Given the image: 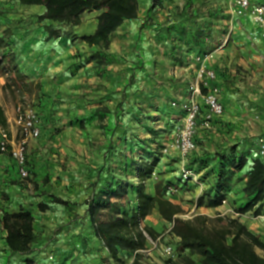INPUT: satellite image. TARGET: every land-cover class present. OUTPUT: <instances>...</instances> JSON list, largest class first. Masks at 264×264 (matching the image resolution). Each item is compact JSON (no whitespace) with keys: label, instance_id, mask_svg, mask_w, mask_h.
Returning <instances> with one entry per match:
<instances>
[{"label":"rangeland","instance_id":"374dc122","mask_svg":"<svg viewBox=\"0 0 264 264\" xmlns=\"http://www.w3.org/2000/svg\"><path fill=\"white\" fill-rule=\"evenodd\" d=\"M150 5L167 11L172 8L171 13H165L163 25L153 32V14L146 13L141 23L143 34L113 38L106 62L90 57L95 49L84 58L80 56L65 76L61 71L57 80L62 88L56 92L40 91V98L33 96L23 102L4 88L5 76L0 75V102L9 120L6 130L13 141L11 146L26 138L28 170L26 176H20L10 151L0 148V155L7 154L4 162L0 160V215L24 206L36 219L37 214L41 215L38 201H52L51 194H56L74 198L65 199L67 203H60L55 210L68 213L79 207L89 211L90 202L106 199L97 218L109 221L135 209V189L140 182L145 191L153 192L155 181L162 179L165 195L178 194L182 201L178 203L182 212L177 215L208 228L218 223L217 214L201 213L191 204L195 198L183 196L178 189H190L188 181L199 184L201 180L215 182L228 177L229 185L235 183L243 190L241 185L251 159L264 160L257 142V137L264 134V36L248 16L230 10L229 0H153ZM19 8H0L1 34L13 26L9 13L17 14ZM8 44L0 52L14 49ZM206 70H212L214 76L206 77ZM197 84L199 121L208 109L204 95L215 87L223 109L213 117L211 128L198 129L197 150L186 156V166L192 165L187 167L197 180L192 176L183 179L179 168L178 179L185 186H174L176 182L165 179L164 173L169 164L177 166L174 162H181L172 142L186 113L184 104ZM28 114L33 119L32 126L38 128L37 134L24 128ZM241 155L247 161L240 171H234L231 160ZM151 161L153 168L147 172L146 162ZM207 161L214 173L205 175L206 170L200 172L193 166ZM139 168L144 170L142 181ZM75 171L78 177L71 176ZM55 172L61 173L57 184L51 180ZM72 177L79 185L62 181ZM119 185L124 187L122 194L112 195ZM198 214L205 218L195 220ZM261 214L264 211L248 212L252 219ZM150 218L147 222L144 217L141 224L159 232L160 244L152 250L156 259L164 264H197L200 256L177 244L178 238L170 230L173 221L163 219L157 212ZM3 231L0 221V232ZM146 237L149 246L153 239ZM165 244L176 245L175 256L169 260L162 250ZM256 251L264 254L262 248L256 247ZM142 254L143 260L152 257L149 251ZM132 255L123 253V260L129 262Z\"/></svg>","mask_w":264,"mask_h":264},{"label":"trees","instance_id":"16d2710c","mask_svg":"<svg viewBox=\"0 0 264 264\" xmlns=\"http://www.w3.org/2000/svg\"><path fill=\"white\" fill-rule=\"evenodd\" d=\"M19 2L42 4L45 9L38 15L39 20H56L69 26L79 24L84 11L99 10L94 31L80 36L88 45L95 46L96 49L90 53V57L99 62L107 61V50L111 38L115 35V30L124 19L137 17L139 9V0H20ZM43 27L47 31L48 37L58 36L62 33L60 28H53L50 24H44ZM18 33L10 25L4 29L2 34L0 33V49L9 46L8 43L14 47L12 51L0 52V75L5 76L4 88L10 90L14 96H20L22 101L26 102V100L30 101L33 96L40 98L41 83L39 80L29 77L19 65L16 53ZM203 91H206L205 88ZM0 126L5 129L9 126L8 117L1 103ZM9 147H12L11 143ZM246 161L247 158L243 155L237 158L233 157L231 160L232 169L240 170ZM146 163H148L146 171L150 172L154 163L153 161ZM213 169L211 167L207 173H214ZM138 175L142 181L144 170L139 168ZM217 179L211 184L215 193L209 195L205 200L204 196H199L197 205L216 206L221 203L229 188V179L228 177L222 180ZM123 189L124 187L119 185L111 191V194L119 196ZM135 190V209L131 213L123 212L120 216L109 221L97 218L99 207L102 202L107 201L106 199L88 204L95 234L102 240L108 249L109 256L117 264H145L142 252L148 248L146 235L155 239L159 232L151 225L141 224V220L151 214L153 209L163 219L173 221L170 230L178 238L177 244L181 248H187L191 254L199 255L197 264H264V255H260L256 251V247L264 249V240L250 231L237 217L217 214L215 220L218 223L204 228L197 225L194 220L184 219L177 215L182 212V208L165 195L162 179L155 181L152 194L145 191L142 182L137 185ZM243 193L246 201L236 210L244 213L253 209L256 214H259L264 206V160L260 157L251 159ZM51 198L53 202L67 203V200L56 194H51ZM48 207V203L38 202L40 211H44ZM195 217V220L205 218L202 214ZM1 219L3 227L7 231L6 241L9 248L13 252L28 253L35 238L33 231L35 216L31 209L20 206L17 210H6ZM126 252L133 254L129 262L123 260V253Z\"/></svg>","mask_w":264,"mask_h":264},{"label":"crops","instance_id":"0c3cea01","mask_svg":"<svg viewBox=\"0 0 264 264\" xmlns=\"http://www.w3.org/2000/svg\"><path fill=\"white\" fill-rule=\"evenodd\" d=\"M19 1L20 0H0L1 9L11 11V7L21 6L17 14L13 12L9 13L10 17H13L10 22L13 23V26L16 25V27H13L14 30L19 32L16 42V53L19 65L29 77L40 81L41 88L39 92H56L58 89L62 88L61 82L57 80L61 71H63L62 74L65 76L69 66L73 65L80 56L84 58L85 54H89L92 49H96L95 46L88 45L83 41L80 36L83 34H90L94 31L97 24L96 16L99 10L93 9L84 11L81 14V22L77 25L69 26L56 20H39L38 15L45 9L42 4H28ZM152 1L153 0H139L137 17L124 19L121 25L115 30V35L111 38V41L113 38L119 39L123 36L130 37V35L136 37L139 34H143L142 30L144 28L141 27V23L146 13L153 14V32L163 25L164 22L162 19L165 18V13H171L172 8H169L167 11L165 9L161 10L156 6L151 7L150 4ZM19 19L22 21L18 22ZM44 24H50L53 28H60L62 33L58 36L48 37L47 31L43 27ZM6 158L7 154L0 155V160H3L1 162H4ZM11 160L16 163L14 159ZM179 162L180 161L174 162L177 166L169 164V169L164 175L165 179H168V181L176 182L174 186H185V184L178 179L180 177ZM210 164L211 162L207 161L199 167L195 164H193V166L199 169L200 172L206 170L204 173L206 175L211 168ZM12 165H10L11 171H13L14 168ZM189 165L191 164L187 166ZM15 166L16 170L19 172L18 165L15 164ZM57 173L58 172H55L51 176L53 184L59 182L58 175L60 176L61 173ZM78 175L79 173L76 171L71 174V176L75 177H78ZM209 178L212 179V176H209ZM245 179L246 176L244 177L241 187H244ZM76 180L77 178L72 177V179H63L62 181L76 184ZM188 183L187 187H191L190 189L184 191L182 188L178 189V191L183 196L187 194L195 198V203L193 201L191 204H195L199 207L201 213L227 214L237 217L249 227L248 229L250 231L264 240V214L258 215V217L252 219L250 215H248V212L253 211V209L244 213H240L236 210L245 203L246 198L244 197L243 190L238 189L235 183L230 184L229 188L226 190V195L223 197L225 201H221V203L216 206H206L204 204L197 205L196 201L201 195L206 199L209 195L215 193L214 187L211 186V184H213L212 180L211 182L201 180L199 184L193 181H188ZM77 184L79 185V183ZM182 191L183 193H181ZM153 192L148 191V193L151 194ZM166 196L175 203H182L178 198V194H166ZM63 199L73 200L74 198L63 197ZM40 201L48 203L49 207L41 211V215L37 214L36 219H34V222L36 220V224L33 222L35 238L32 242L31 250L28 253L13 252L9 248L6 241L7 231L2 223L4 231L0 232V264H117L109 256L108 249L103 244L102 240L95 234L91 214L87 208H73L72 212L68 213L66 210L55 211L58 209V205H60L58 202H53L46 198L38 202ZM13 205H15V203ZM261 211H264V206H262ZM154 213H156L155 209H153L151 214L145 216V221L150 222V217L154 215ZM2 216L3 215H0L1 222ZM35 225L38 227L35 228ZM152 250L154 249L148 251L155 260H153L152 257H148L145 260L148 262H145V264H164L160 259H156V257L153 256L155 251Z\"/></svg>","mask_w":264,"mask_h":264},{"label":"built area","instance_id":"2783aa9c","mask_svg":"<svg viewBox=\"0 0 264 264\" xmlns=\"http://www.w3.org/2000/svg\"><path fill=\"white\" fill-rule=\"evenodd\" d=\"M229 7L233 13L239 15H246L254 22L258 30L261 32V35L264 36V0H229ZM206 77L214 76L212 70L205 71ZM216 87L208 91L204 95L205 104L208 106L207 111H205L204 116L199 121L197 115L199 114V102L197 100V94L200 93L198 84L193 87L192 97L184 104V109L186 111L183 118L181 127L179 128L172 145L181 155L180 162V171L181 177L183 179L192 176L194 180H197L195 173L186 166V156L187 154L197 150V142L195 135L198 132L199 128H211L213 125V117L222 112V104L219 101L218 95L215 92ZM33 115V114H32ZM23 115L20 114V120ZM33 119L28 116L24 121V128L29 133L37 134L38 128L32 126ZM0 148L3 151H10L11 156L16 161L19 169V175L24 177L27 175V167L25 165V152H24V143L26 138L18 142L15 146L9 147L11 140L9 138L8 131L0 126ZM258 142V151L260 156H264V135L257 137ZM171 188V187H170ZM225 199H222L224 202ZM159 238L157 237L152 240V244L145 249L148 251L157 247L159 243ZM162 250L165 253L166 258H173L175 256L176 245L165 244L162 246Z\"/></svg>","mask_w":264,"mask_h":264}]
</instances>
